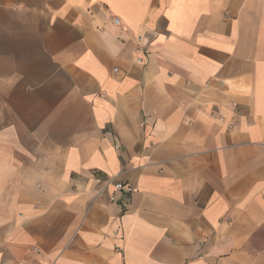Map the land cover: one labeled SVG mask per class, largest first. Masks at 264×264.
<instances>
[{
	"label": "crops",
	"instance_id": "crops-1",
	"mask_svg": "<svg viewBox=\"0 0 264 264\" xmlns=\"http://www.w3.org/2000/svg\"><path fill=\"white\" fill-rule=\"evenodd\" d=\"M0 264H264V0H0Z\"/></svg>",
	"mask_w": 264,
	"mask_h": 264
},
{
	"label": "built area",
	"instance_id": "built-area-1",
	"mask_svg": "<svg viewBox=\"0 0 264 264\" xmlns=\"http://www.w3.org/2000/svg\"><path fill=\"white\" fill-rule=\"evenodd\" d=\"M115 23H118L117 19H114ZM137 62H140V58L137 59ZM96 180L98 184H100V188L98 189V193H102L107 190L108 181L105 180L102 176L96 175ZM112 191L108 193V201L109 202H118L122 205L128 204L130 198L132 197L135 188L129 184L122 182H115L112 184Z\"/></svg>",
	"mask_w": 264,
	"mask_h": 264
}]
</instances>
